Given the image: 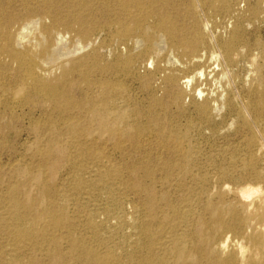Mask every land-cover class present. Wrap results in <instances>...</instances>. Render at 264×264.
I'll return each instance as SVG.
<instances>
[{"label": "bare ground", "instance_id": "6f19581e", "mask_svg": "<svg viewBox=\"0 0 264 264\" xmlns=\"http://www.w3.org/2000/svg\"><path fill=\"white\" fill-rule=\"evenodd\" d=\"M234 2L0 0V108H3L0 114L9 111L11 120L17 121L14 109L26 98L40 102V114L29 121L28 130L34 135L32 145L40 147L41 153L37 152L41 162L34 158L38 162L34 169L26 166L22 171L18 170L24 176H31L35 192H30V188L27 190L20 181L11 183L7 197L4 196L8 204L0 210V218L6 222L13 240L11 250L14 253L39 240L45 245V251L40 248L39 253L41 250L45 252L48 264H67V259L71 258L80 264H264V176L255 168L257 159L250 154L246 160L250 168L248 174L254 177L255 185L244 182L226 189L231 200L225 206L207 203L209 217L191 220L192 213L185 204L176 205L164 192H155L157 184L172 182L171 175L175 170L181 174L173 180L176 188L186 189L187 180L199 188L204 186L205 178L194 173L190 166V152L184 149L183 133L170 129L168 137L166 135L165 140L158 141L174 159L146 156L150 140L149 137L141 139L142 135L149 131L162 135L165 131L153 115L154 106L157 103L156 107L159 106L158 99L151 94L146 125L129 122L125 107L116 104V100H126L125 88L113 77L116 64H101L93 54L97 52L95 36L102 32L108 35L112 28H116L124 37L119 52L122 55L126 53L125 45L129 40L133 47L139 48L144 26L154 29L160 42L155 43L158 48L155 59L147 62L150 69L141 78L142 85L150 87L160 75L163 94L170 103L181 105L186 95L201 97L195 106L199 117L206 120L211 111L232 105L228 71L234 62L238 33L234 27L227 37L221 38L214 16L231 12ZM248 11L256 14L257 10L251 5ZM96 17L104 18V22H97ZM166 40L171 49H177L178 55L163 52ZM34 49L44 58V61L40 58L41 63L31 57L30 51ZM125 65L131 67L133 60L128 57ZM175 71H181V74L174 75ZM73 75L85 81L84 86L73 89L70 82ZM211 83L215 84L213 99L207 94L204 96L206 88L200 87ZM162 99L164 101V97ZM140 114L141 111L135 109V115ZM9 121L0 122V135L3 136L5 128H12ZM152 125L154 128L150 127ZM38 133H43L41 138ZM66 134L68 139H62ZM107 142L116 147L129 142L140 150V155L137 153L139 157L134 163L123 164L124 170L108 167L107 155L97 147L101 145L103 149ZM251 144L264 161V140H250L247 146ZM69 147L75 148L70 160L65 151ZM94 147L97 150H93ZM86 160L92 163L91 167L86 165ZM63 161H69L64 170L74 182L71 189L75 193L86 187H106L110 180L123 178L124 187L139 198L142 214L138 224L136 257L130 253L127 261L122 260L111 251H99L98 247L87 244L77 235L75 227L79 216L71 217L65 206L57 202V183H47L44 176L54 177ZM187 201V196L182 197L180 203ZM83 221L95 233L97 226L93 218L87 215ZM60 241L65 247H60ZM37 259L33 256L28 261L35 264ZM3 264L23 262L14 254Z\"/></svg>", "mask_w": 264, "mask_h": 264}, {"label": "rangeland", "instance_id": "374dc122", "mask_svg": "<svg viewBox=\"0 0 264 264\" xmlns=\"http://www.w3.org/2000/svg\"><path fill=\"white\" fill-rule=\"evenodd\" d=\"M251 5L256 7V14H251L248 11ZM96 19L101 24L104 22V18L96 17ZM214 22L218 25L217 31L221 38L227 37L232 29L236 27L238 42L234 62L228 71L229 84L233 96L232 105H224L219 109L220 111H211L206 120L199 117L195 106L201 97L186 95L181 105L170 103L169 99H166L167 97L163 94L164 85L160 75L152 81L150 87L146 88L142 85L141 78L150 69L147 67V62L152 58L155 59L156 51L158 50L155 43L160 42L158 33L154 29L147 28V25L144 26L140 33L141 43L139 48L133 47L132 42L129 40L125 45L126 53L120 55L119 52L122 48L121 45L124 37L116 31V28H112L108 35L102 32L95 36L96 51L98 53H93L95 58L101 61V64H116L115 66L117 67L115 68V75L113 77L122 83V86L125 88L124 95L126 97L125 102L116 100V104L125 107L129 122H135L140 126L147 124V114L152 95H155L156 97L154 96V98L158 99L159 106L161 104L160 107H156L158 103L154 106L153 115L164 128L163 130L168 133L163 131L162 135H155L154 131H149L148 133L146 132L147 136L145 133L142 135L141 139H148L149 137L150 140L149 147L146 148L147 150L149 149L146 156H157L167 160L174 159L170 155L171 152L159 142L162 138L165 140L172 129H177L183 133L182 141L183 145H185L183 147L190 152V166H192L194 173L202 175L205 178L204 186L199 188L198 185L192 183L193 181L187 180V190L176 188L173 185V180L181 177V174L175 170L176 172L173 171L171 175L172 184H157L155 192L157 194L164 192L170 201L173 199L172 202H175L174 204L176 205L184 206L185 204L186 208H189L192 213L191 220L198 217L204 219L209 217L206 210L207 203H219L225 206L231 200L230 192H227L226 189H233L244 182L252 185L256 184L254 177L248 174L250 168L246 165V160L250 154L257 159L255 168H258L257 170L264 176V161L261 160L260 154L254 145L247 146L250 140L255 142L261 141V139L264 140V0H235L232 4L231 12H222L217 16L215 15ZM100 43L101 47L99 48ZM239 44L240 46H238ZM163 46L162 50L166 54L172 53L178 55L176 48L171 49L168 46L167 40ZM30 53L32 58L41 63L40 58L42 57H40V51L34 49ZM128 57L133 60L131 67L125 65ZM42 59L44 61V58ZM173 74L180 75L181 71H175ZM79 81L80 84H77ZM70 82L73 89L84 86L85 83V81L79 79V76L76 75L71 77ZM213 85L215 86L214 83H211L209 86H200L201 88H206L203 95L206 96L207 94L210 99H213L216 94ZM163 102L166 103L163 104ZM210 103H213V101L211 100ZM20 105L14 109L17 121L11 120L9 111H3L4 113L0 114V122L4 123L10 120L9 124L13 128H5L3 136L0 135V200L4 196L7 197V188L13 182L16 184L20 181L25 185L27 190L30 188V192H35L31 176H24L21 171L26 166L34 169L35 163L41 162V160H38L40 159L38 154L41 153L40 147L32 145L31 141L34 135L28 130L29 121L37 118L40 114L38 111L40 102L33 98H26V101ZM168 106H170V109ZM1 108L0 111L2 112L3 108ZM135 109L141 111V114L136 116ZM150 127L154 128L153 125ZM38 135L41 138L43 133H38ZM61 138L68 139L67 134ZM146 142L144 143L146 144ZM97 147L98 149L101 148L104 154L107 155L108 159L106 162L110 165L108 167L121 170H124L125 163H134L140 155V150L134 148L129 142H123L120 147L113 146L109 142L105 143V145L103 144V149L101 145ZM97 147L92 149L97 150ZM74 149V147L65 149L69 158L68 160L73 157ZM37 150L40 152L38 153ZM76 161L79 160L76 159ZM68 162H64L63 166L57 169L54 177L51 178L45 174L44 176L47 183H57L56 186L59 188L57 197L59 200L57 202L65 206L67 213L71 217H75L76 214L79 216V220L76 223L77 229L75 227V231H78L77 235L82 237L86 243L88 242L87 244L98 247L99 251H111L122 260L127 261L130 253L136 257L139 250L138 224L142 214L139 198L132 191L124 187L123 178L110 180L106 187H86L82 192L75 193L71 189L74 182L70 181L69 176L66 175V170H64V166ZM85 163L91 167L92 163L89 160L88 162L86 160ZM19 169L21 171H18ZM206 173L207 175L205 176ZM157 175V171H154V176ZM84 176H87V174ZM240 176L243 179L239 178ZM27 177H29V180ZM13 179L14 181H12ZM238 179H241V181H237ZM26 180L28 181L25 182ZM186 196L188 197V201L180 203L181 198ZM6 197L0 201V210L2 206L4 207L8 204ZM87 215L93 218L97 226L95 233L87 228L83 221ZM8 230L6 222L3 218H0V264L9 261L14 257V254L16 257L21 258L23 264H31L28 259L33 256L34 259L40 258L39 260H35V264L49 263V259L45 256L44 252L45 245L39 242V240L30 242L25 249L16 252V255L11 250L13 240L8 234ZM59 245L61 248L65 247V244L61 241ZM40 248L44 251L41 250L39 253ZM36 249L38 252L35 251ZM18 253L22 257L18 256ZM67 261V264H80L79 262H74L72 258L67 259Z\"/></svg>", "mask_w": 264, "mask_h": 264}]
</instances>
